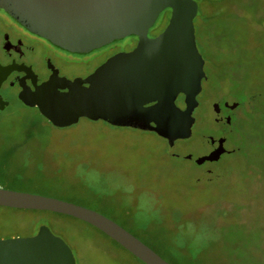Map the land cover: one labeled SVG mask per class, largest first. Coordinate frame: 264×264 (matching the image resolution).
Instances as JSON below:
<instances>
[{
    "label": "rangeland",
    "instance_id": "rangeland-1",
    "mask_svg": "<svg viewBox=\"0 0 264 264\" xmlns=\"http://www.w3.org/2000/svg\"><path fill=\"white\" fill-rule=\"evenodd\" d=\"M193 1L206 79L189 139L169 148L152 132L83 118L55 128L3 87L0 187L91 209L172 264H264V0ZM134 43L129 36L87 53L83 72ZM223 101L240 103L227 127L214 120L213 103ZM223 130L235 152L196 165L210 148L203 138ZM41 226L67 244L76 264H143L75 218L0 208V239L32 237Z\"/></svg>",
    "mask_w": 264,
    "mask_h": 264
},
{
    "label": "water",
    "instance_id": "water-1",
    "mask_svg": "<svg viewBox=\"0 0 264 264\" xmlns=\"http://www.w3.org/2000/svg\"><path fill=\"white\" fill-rule=\"evenodd\" d=\"M0 8L31 32L74 53H88L113 41L136 36V47L118 53L85 79L53 74L46 82L18 93L24 106L37 108L55 128L80 119L149 131L172 148L189 139L198 106L204 61L196 46L193 0H0ZM171 11L157 37L147 36L159 14ZM12 67L0 65V88ZM65 90V91H63ZM183 96V108L176 104ZM8 105L0 96V112ZM235 106V105H234ZM233 106V107H234ZM215 113L219 105L214 104ZM224 139L196 165L216 162ZM211 142L213 140L211 139ZM186 159L191 160L190 155ZM49 211L80 220L113 240L143 264H170L127 230L82 206L36 194L0 188V208ZM0 264H76L67 244L45 226L26 238L0 239Z\"/></svg>",
    "mask_w": 264,
    "mask_h": 264
},
{
    "label": "flooded vegetation",
    "instance_id": "flooded-vegetation-1",
    "mask_svg": "<svg viewBox=\"0 0 264 264\" xmlns=\"http://www.w3.org/2000/svg\"><path fill=\"white\" fill-rule=\"evenodd\" d=\"M164 12L166 13V17L158 23V16L154 24L149 28L147 33L148 38L153 39L157 37L168 25L171 11L165 9ZM132 37L135 43L125 53L132 51L137 45L138 38L136 36ZM86 56L87 53H74L56 46L49 40L31 32L11 14L0 8V65L3 67H12L6 80L2 83L0 90L3 87L13 89L16 92V99L22 105L23 103L18 99V93L22 90V87H26L33 91L35 84L40 85L46 82L53 74L73 81L77 78L85 79L93 73L83 72L86 65V62H83V60ZM205 79H203L202 82ZM0 96L9 105V101L6 100L4 96ZM180 98L183 100V96H179V99ZM216 104L219 105V112H214L216 114V117H214L215 122L222 124L224 127L230 126L233 122L232 114L239 107L240 103L223 101L217 102ZM8 105L5 108H7ZM220 105H222V109ZM204 138L203 140L205 142L208 141L207 144L210 145V148L205 154L200 155V157L208 155L211 151L215 150L219 146L218 141L220 139L225 140L223 143L225 153H223L220 158L224 154L235 152V149H230V147H228L224 130L216 137L205 136ZM211 139L213 142H211ZM205 173L211 174V171L206 170Z\"/></svg>",
    "mask_w": 264,
    "mask_h": 264
},
{
    "label": "trees",
    "instance_id": "trees-1",
    "mask_svg": "<svg viewBox=\"0 0 264 264\" xmlns=\"http://www.w3.org/2000/svg\"><path fill=\"white\" fill-rule=\"evenodd\" d=\"M181 100V98L180 99H178L177 100V102H179ZM125 229V228H124ZM125 230H127L129 233H131L128 229H125ZM132 234V233H131ZM132 235H134V234H132ZM135 236V235H134ZM136 238H138L137 236H135ZM139 239V238H138ZM140 240V239H139ZM140 241H142V240H140ZM144 244H146L148 247H150L153 251H155L157 254H159L160 255V253L154 248V247H152V246H150L149 244H147V243H145L144 241H142ZM161 256V255H160ZM165 261H167L163 256H161ZM168 263H170L169 261H167ZM170 264H172V263H170Z\"/></svg>",
    "mask_w": 264,
    "mask_h": 264
}]
</instances>
